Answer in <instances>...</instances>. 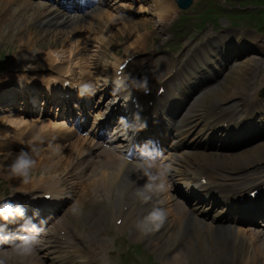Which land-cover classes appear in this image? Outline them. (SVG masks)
<instances>
[{"label":"bare ground","instance_id":"bare-ground-1","mask_svg":"<svg viewBox=\"0 0 264 264\" xmlns=\"http://www.w3.org/2000/svg\"><path fill=\"white\" fill-rule=\"evenodd\" d=\"M167 3L168 2L166 0L165 7L168 9L155 10L157 19L160 21L164 20L165 17L170 16L171 10L169 9L170 6L169 4L167 5ZM162 4L163 3H160V5ZM157 8H160V6L157 5ZM50 9V7L42 3L34 4L25 0H0V41L7 38L6 35L10 33L11 29L14 31H20L32 23L40 25L51 22H54L55 24H69L75 22L76 19L78 20L81 18L77 16L64 17V15H57L55 13L48 12ZM140 10L141 12H145V10ZM89 15L98 22L103 20L106 16V12L91 13ZM116 20L117 23H119V26L117 23H113L114 27L105 33V37L98 39L101 46L109 43L113 37L117 38L122 33V30L128 28L126 19H124L123 22H121L122 20H119V18ZM148 20L146 18L141 23H144L145 26L149 23ZM80 31L83 30L81 29ZM74 33V31L45 30L43 34H40V38L45 40L49 45L57 42L60 36H65V38H67L62 42V45L56 49L57 51H50L48 56L51 58L52 55L59 54L55 61H61L60 63L63 65L61 67L58 65V67H53L54 75H57L58 73L63 76H65V74L70 75V73L66 72L69 69L64 68H70V65H68L65 61L68 60V63L73 64V61L69 62V57L82 59L83 57L80 56V50L81 52L89 50L86 46L87 42L83 40L84 38H81V35L79 36V34ZM28 34L35 35L34 32H30ZM22 37L32 39L27 34L22 35ZM107 37L109 38L107 39ZM129 37L125 39V43H122V49L124 50L125 57L134 56L135 48L139 45H144L143 42L150 37V32H141L137 30L136 38H138V40L132 43L131 41L133 39L131 40ZM241 40L248 41L250 43L256 42L255 35L252 34H246L243 37L237 36L235 42L238 44ZM18 42L19 39H16V43L14 45H18ZM130 43L131 46L128 47V44ZM25 45L23 44V48H20L15 52L17 55L15 57L13 56L12 68H26V66L23 65H26V62L31 59L32 51H27L28 42H26ZM49 45L44 50H52L48 48ZM100 45L94 50V56L96 58H99L98 53L101 52L98 50L101 48ZM41 50L44 51L43 49ZM255 52L258 51L255 50ZM39 53L41 52L35 50L33 55L36 56ZM49 58H47V61ZM104 61L105 59L103 62ZM156 61H160L161 66L165 60H162L161 58ZM105 63H103L100 67L96 66L95 71L93 72L94 74L90 70L87 71L83 67H75L78 69L70 71L76 75L75 77L80 79L81 85L84 84L86 86L87 83L89 84L92 81H96L97 86L102 87L101 91L103 94H106L108 93L107 88L110 84L117 86L122 85L123 81L118 82L116 81V78L119 67L123 64V61L117 60L115 72L112 76H109ZM171 66L172 64H169L166 70H169ZM250 66L251 68L255 66L254 61L250 60V57L244 58V60L238 65L239 73L237 74V78L232 81L225 79L220 87L215 88L214 91H212L214 94L218 95L216 103H229V101L234 98H241V100L244 99V93L242 94V91L245 90V93H248V91H246L247 89H240L237 86L246 82L245 77L249 73L248 70ZM43 75L47 76L45 72ZM51 77L52 76L50 75V78ZM22 82L24 81H19V84ZM202 100L207 103L204 99ZM204 102H199L200 105H197L196 107L199 110H206L208 104L204 105ZM201 103H203L202 105L204 106H201ZM263 104L264 100H259L257 91L253 90L250 94L248 102L242 105H231L229 107V112H227L226 115L233 116L235 112H239L243 119H247L251 114V108H260ZM168 112L169 111H164L161 116H159L162 129L164 123H167V118L169 116ZM244 112L246 115L243 116ZM198 114L199 117L197 118V121L193 125L187 126L186 130L178 134L179 137H189V139H191L197 130V125L202 127L209 125L204 119V114L201 111H198ZM208 115L209 114L205 113L206 117H208ZM18 120V118L12 117L9 121L13 124H17ZM262 122L264 123V120ZM19 124L21 125V123ZM63 124L66 125L65 123ZM105 130L106 129H102V131ZM160 133L163 134V132ZM46 137H48V134ZM197 138L198 135H195L194 139ZM45 145H47L46 148L38 147L36 150L37 152L30 153L37 161V166L33 170L42 168L43 164H48L47 170H53L55 174L53 175L52 180H48L47 182H44L42 178L32 179L31 183L27 186L30 188L28 190H31V187L35 186L36 183H42L41 188H43L44 191L58 193L64 180L63 177L67 176L70 172L74 175L73 181L77 183H74L76 188H73L70 198L72 207L75 205L82 207V203H85L86 200L90 198V191H93V194H97L94 187L101 183L102 187L109 193L106 197L110 198L115 196V198L118 199V208H120L123 203L131 204L129 210L126 213L121 214L129 215V217L127 216V219H125L127 225H135V222L139 223L145 216L143 215V212H150L153 207L163 208L166 212L167 218L159 231L142 232L138 227L135 230L139 236L137 239L146 241L147 245H153V250L159 253L162 257H165V264H185L188 261L191 263L199 262L200 264H210V262L219 264L222 258H226V256H228L227 251L229 250H232V264H264V227L227 228L231 232V237H227L226 235L221 238L223 244L225 243L227 245H218V237L213 234L216 231L215 229H218L216 228V225H214V220L216 216L220 215V212H216L214 216H211L208 208L201 206L197 209V207H193L192 203L188 204L184 200L181 201L182 199H180L177 195L179 192L182 193L179 189L181 184H183L185 188L183 193H188V180L198 178L199 174L208 172L216 166L222 167L229 172L241 171L248 167L256 166L257 163L264 160V141L255 146L243 149L240 152L233 153H214L196 149H185L180 152L178 147L174 144H170L168 147L170 148L171 155L167 157V159L171 162H168L166 159L163 161L168 166L167 190L155 194L153 199L147 204L141 203L135 195L138 187H142L146 182V178H140L142 174L137 169V163L131 164L130 169H128L127 164L129 163L124 161L121 156L109 150L108 147L99 145L96 141L87 138L77 140V142H74L73 144L70 143L68 145H62L60 141H52L49 139ZM57 145H59L58 152L56 149ZM68 153H72L73 156ZM263 168L264 167H262V169ZM125 169L126 172L123 173V170ZM47 170H44L43 175L49 174ZM64 170L67 171L63 175L59 174ZM4 172L8 175V169ZM6 174L3 175V178L8 177ZM11 179H13L14 182H20L19 179ZM84 179H87V182H83ZM171 189H174V193L171 192ZM38 190L40 189H32L34 192H37ZM34 196V193H31V197L34 198ZM194 197L196 198V196ZM108 210L109 207L105 210L104 214H107ZM128 218H131L132 220H129ZM101 221L102 220L99 219L98 223ZM190 222H192V224L189 227ZM107 224L110 225L108 221ZM62 229L64 228L61 227V223H56L55 228L43 237L42 246L38 247L35 255L30 258V264H42V260L47 258L51 259L53 264H56L55 260L58 261V264H69L66 261L67 258L64 255L63 248H61L58 241L59 232ZM69 231L76 239V243L78 244L77 246L83 247V244L86 241L84 240V236L79 233L76 226L72 225V227L69 228ZM97 235L99 237L98 232ZM133 235L136 237L134 232ZM150 238H153L152 243L149 242ZM100 241L101 238L99 242ZM205 241L211 243V246L208 247ZM96 244L97 243L95 241H89V245H91L93 249ZM176 244H178V249L171 251V248ZM197 245H200V249H197ZM97 249L98 248H96V250ZM170 251L171 253L179 252V255L174 254L171 255V257H168L171 254ZM187 256L191 257L188 258ZM77 260H80V264H90L91 262L98 264V260L96 258L88 254H84L81 251L78 252ZM71 262L72 264H75L72 260Z\"/></svg>","mask_w":264,"mask_h":264},{"label":"rangeland","instance_id":"rangeland-1","mask_svg":"<svg viewBox=\"0 0 264 264\" xmlns=\"http://www.w3.org/2000/svg\"><path fill=\"white\" fill-rule=\"evenodd\" d=\"M236 2V7H233L229 12L230 13H239L240 15L238 16V20L241 23V26L245 25H250L251 27L256 26H260L261 23H264V5H258V3H256V0H254V2H252V4L250 5V1L249 0H234ZM239 3V6L237 7V4ZM264 3V1H263ZM243 5H246L247 7H243ZM205 7V2L204 1H200L199 3L195 4V8H194V12H192V16H190V19H188L187 21L182 20L181 21V26L184 29V33L183 36L185 38L184 42L181 43V45H179V43H175L173 42L172 45L176 48H179L178 51L179 53L182 52L181 49L185 50V41L188 40H192L190 42H195L197 40V37L195 38V36L197 34H202L205 30L206 27L209 25L207 24L208 21H206L207 15L205 14L206 10H204L203 8ZM208 11V10H207ZM255 13V14H249V13ZM225 13V12H224ZM135 15V14H134ZM134 15L130 14V13H125V15L123 16H119L120 20H122L121 22L124 21L123 18H126V24L127 27L126 29L122 30V33L116 38H113L109 43L105 44V46L101 47L100 51L101 53H98L99 58H95L97 60L98 64H103V60L105 59V61H109L111 60V52H118V51H122L123 45L122 42L125 43V39L129 37L130 39H132L133 37L136 36L137 34V30L138 28H140L141 30L138 31H144L142 30L143 28L147 29L150 32H156L157 34H155L156 36H160L162 37V35L160 33H158L157 31H154V25H156L155 23L153 24L152 21H149L150 23L145 27L144 23L142 22V19L140 16L139 17H135ZM223 19H221L220 21H228V19L231 20L230 18H227L226 16H222ZM219 22V20H218ZM205 23V26L203 27V24ZM104 24V23H103ZM56 26H44V27H39L36 25H31L30 27H26L25 29H22L20 31H12V33L0 43V52L4 53L3 51H5V58H8L9 60L13 59V56L15 57L17 54H15V52L17 50H19L20 48H23V44L25 45L26 42H28V47H27V51L31 50L32 54H31V59H29L28 64H30V68H31V72H43L44 70H49L50 66L53 67L54 64H56V62L54 63L55 59L53 58L56 55L59 54H55L53 55L51 58H49V54L50 51H54L56 50L60 45H62V42L64 40H66L65 36L63 37H59L58 41L55 42L54 44L49 45L45 40H42V38H40V34H43V31L45 29H50V30H66L64 28L61 27V25H57ZM141 25V26H140ZM139 26V27H138ZM99 27V28H98ZM98 27H96L93 31V34L97 37H105L103 31H104V27L102 26V24ZM198 28L199 30L202 29V31H196L194 30V28ZM98 28V29H97ZM246 28V27H245ZM260 28V27H257ZM31 30L35 31V35H30L28 33L32 32ZM106 30V29H105ZM254 30L250 29V32H252ZM40 32V33H38ZM246 32H248L246 30ZM38 33V34H37ZM119 33V32H118ZM257 33V32H256ZM29 35L32 39H27L26 37H22V35ZM172 38H173V33H172ZM261 37L264 38V33L261 34ZM203 38V35L200 36V39ZM16 39H19L18 45H14L16 43ZM108 39V37H107ZM122 41V42H121ZM49 45V49L52 50H44L47 48V46ZM97 45V44H95ZM26 46V45H25ZM91 46H89L90 48ZM41 49H43L44 51H42ZM94 49V48H93ZM156 49H159L158 47H156ZM35 50L40 51L41 53H39L38 55L34 56L33 52ZM103 50V51H102ZM57 51V50H56ZM246 51L249 54V49L247 48ZM43 53V54H42ZM100 54V55H99ZM244 54H247L244 51ZM251 55V54H250ZM47 58H49V60L47 61ZM99 60V62H98ZM237 69H235L236 71ZM257 72H254L251 74V81L254 82L255 84H259L261 85L262 82L264 81V70L262 68L259 76H256ZM230 78H235L234 74L230 75ZM206 98H209L210 102L214 99H211V96H207ZM17 117L19 120V122H17V124H13L11 123L9 120L11 119V116H3L0 117V138L1 136H5L6 133H10L11 138L14 140H17L18 142H23L27 143L29 141V136H31V134L36 133L39 134L42 133L43 131H45L48 126L50 125L49 122L46 123V125L44 124L43 121L40 120H34V121H28L26 119H23L21 116H14ZM23 120V121H21ZM25 121V122H24ZM20 122L21 125L19 124ZM20 125V126H19ZM44 133V132H43ZM8 136V135H7ZM17 153H2L0 152V196H2V194L8 190L9 188H15V184L12 185H7L6 183L9 181L7 178H3V175L6 174L4 171L6 169H8V165L11 164L12 160L15 158V155L18 154ZM44 166V168L46 169L48 166L47 164H43L42 167ZM7 175V174H6ZM35 175L38 176V174L36 173V170H33L32 172V178H35ZM8 176V175H7ZM11 179V178H9ZM10 181H14V180H10ZM94 234V233H93ZM227 237H231L230 232L228 229H217L215 236L218 237V245L219 244H223V242L221 241V238L223 236ZM93 235H91L92 238ZM209 241V240H208ZM208 241L206 243V245L208 247L211 246V243H208ZM130 243V241H128V244ZM124 247H118L116 249V253L118 254V257H115V260H113V262L111 261V264H164L165 259L161 258L158 260H162V262L157 261L156 257H154V255H150L149 253L146 252H142L138 247H134V246H129V249L127 247L126 243H123ZM227 245V244H226ZM197 249H200V245L196 246ZM173 249H175V247H172ZM177 249V248H176ZM175 249V250H176ZM115 250V249H114ZM140 253L141 254V258L138 257L136 254ZM171 253V252H170ZM169 253V254H170ZM179 252H172L168 257H171V255H179ZM228 256H226V258H222L220 260L219 264H231L232 263V250L227 251ZM188 258H190L191 256H187ZM154 258V260H153ZM168 262V261H167ZM109 263V262H108ZM191 263V262H190ZM214 264V263H211Z\"/></svg>","mask_w":264,"mask_h":264},{"label":"clouds","instance_id":"clouds-1","mask_svg":"<svg viewBox=\"0 0 264 264\" xmlns=\"http://www.w3.org/2000/svg\"><path fill=\"white\" fill-rule=\"evenodd\" d=\"M6 135H10V133H6ZM56 149L58 152L59 145L56 146ZM36 166L37 161L33 156L28 151L21 150L8 165V176L19 179L22 184L26 185L31 182L32 172ZM137 169L142 174L140 178H146V182L142 187H138L135 193L141 203L147 204L155 194L167 190L168 166L163 161L144 160L137 163ZM25 216L26 209L23 205L11 199L0 203V221L4 222L0 224V244L13 241L14 238L16 241L7 248H0V264H30V258L35 255L37 248L42 244L40 233L43 229L30 219L21 224L17 232L7 230L9 222L14 223L18 218L23 220ZM166 218L167 215L163 208L153 207L137 227L142 232L159 231Z\"/></svg>","mask_w":264,"mask_h":264}]
</instances>
